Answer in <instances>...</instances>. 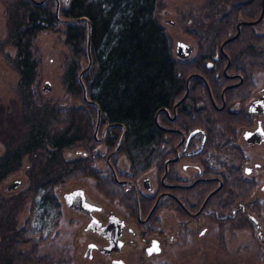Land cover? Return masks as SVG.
I'll return each mask as SVG.
<instances>
[{"label":"flooded vegetation","instance_id":"obj_1","mask_svg":"<svg viewBox=\"0 0 264 264\" xmlns=\"http://www.w3.org/2000/svg\"><path fill=\"white\" fill-rule=\"evenodd\" d=\"M3 1L10 0H0V45L8 34ZM168 1L165 23L185 33L174 51L179 41L193 46L180 58L190 66L187 127L165 128L170 150L146 169L122 149H96L95 177L70 191L83 189L97 209H70L65 189L59 193L61 220L65 211L74 227L73 257L84 264H264V0ZM10 56L0 51L16 72ZM168 117L175 124L177 110ZM25 183L21 177L9 190Z\"/></svg>","mask_w":264,"mask_h":264},{"label":"trees","instance_id":"obj_2","mask_svg":"<svg viewBox=\"0 0 264 264\" xmlns=\"http://www.w3.org/2000/svg\"><path fill=\"white\" fill-rule=\"evenodd\" d=\"M3 2L8 10V34L7 42L1 45L2 50L10 49V65L18 74L22 100L18 131L23 139L14 148L9 146L0 158V190L10 175L24 168L28 171L26 183L9 201H29L31 206L24 224L11 230L9 242L0 253V264H55L40 257L39 249L58 237L62 216L59 193L66 187L70 191L79 179L95 177L92 158L100 146L94 137L98 109L84 101L78 80L89 63L87 23H59L53 0L40 6L31 0ZM165 4V0H72L60 9L63 20L89 19L93 64L83 81L88 99L101 109L99 135L109 124H122L126 136L121 149L140 169L151 167L158 153L170 150L172 135L156 124L155 117L164 109L172 114L186 93L190 72L188 63L174 51L166 23L160 20L159 11ZM46 32H61L72 56L65 60L68 101H45L36 89L41 86L46 62L43 56L35 55L34 45ZM229 32L228 28L222 30V39ZM186 101L178 106L175 124L162 112L160 126L186 129ZM0 110L4 116L0 124L9 126V115L4 114L7 109L3 106ZM122 133L119 127L108 130L102 146L114 150ZM78 146L83 147L82 159L67 161L64 152ZM25 160L34 166L29 163L24 167ZM38 160L40 170L35 173ZM65 261L56 264H70V260Z\"/></svg>","mask_w":264,"mask_h":264},{"label":"rangeland","instance_id":"obj_3","mask_svg":"<svg viewBox=\"0 0 264 264\" xmlns=\"http://www.w3.org/2000/svg\"><path fill=\"white\" fill-rule=\"evenodd\" d=\"M3 5V4H2ZM0 5V21L3 20V11L4 5ZM170 5L169 1H166L165 8L159 11L160 20L162 22H166L165 19L168 16L165 15V11H171L170 8L167 6ZM200 11V9L198 10ZM197 11V12H198ZM200 15V14H199ZM59 18L61 15L59 13ZM200 20H198L199 22ZM61 23V22H59ZM197 23V22H196ZM1 24V23H0ZM63 24V23H62ZM167 25V24H166ZM172 36L173 42L176 44L178 40L185 39L183 35L185 33L179 29H173L168 26ZM170 27V28H169ZM63 35L61 32H54V33H44L38 37L34 45L35 55L39 57L40 55L44 57L46 62V67L43 69V79L41 80V86L39 91L43 92L41 97L46 101L51 100V103L54 102H64L68 101L67 96V89L64 84V75L66 71V57H72L69 48H67L63 41ZM7 41V37L5 38ZM56 43V44H55ZM57 46L58 56L57 60L49 62V53L53 50V46ZM175 46V45H174ZM2 45H0V51ZM8 49V48H7ZM81 73V72H80ZM79 73V74H80ZM0 108L5 107L7 111H5V115H9L10 118V125H1L0 124V158L4 155L8 147L14 148L18 143L21 142L23 139V134L19 133L18 126L21 123V115H22V100L20 97V91L15 92L13 91V86L15 84L18 85V74L17 72H13L11 70H7V64L5 61L0 58ZM50 81L52 84V91L51 92H44L43 87L45 86V82ZM78 107L82 105L78 104ZM11 115V116H10ZM4 117V116H3ZM2 117V112L0 110V119ZM9 120V119H8ZM3 126V127H2ZM102 136V133L100 134ZM98 134V138L100 139L101 136ZM103 149V146L100 145L98 150ZM83 147L78 146L73 149H69L64 152L63 156L67 161L74 160L79 158L80 153L83 151ZM45 154V153H44ZM43 159V157H42ZM40 160L36 161L37 168L35 173L40 170L39 165ZM33 164L32 161L25 160L24 167L26 165ZM31 166V168H33ZM24 169V168H23ZM21 170L20 172L13 173L10 175L1 185L0 190V218L2 219L1 229H0V253L4 250L5 246L9 242L11 237V230L14 227L21 226L27 220V213L29 212L31 203L27 202H15L9 201L10 197L14 196L16 193L11 192L9 187H11L17 180H20L21 177L26 179V174L28 171ZM26 175V176H25ZM68 187L65 188V190ZM17 193L21 192L20 189L16 191ZM70 192V191H69ZM66 192L64 191L63 194ZM8 204L10 206H8ZM18 207V208H16ZM64 218L60 222L59 236L58 238L54 239V241L50 242L49 244L41 247L39 249V256L49 259L50 263H57L58 260H70V264H84L79 259L74 258V249L72 245V230L74 227L69 223V219L67 217V213L64 211ZM2 230L4 233H2ZM65 261V262H66Z\"/></svg>","mask_w":264,"mask_h":264},{"label":"water","instance_id":"obj_4","mask_svg":"<svg viewBox=\"0 0 264 264\" xmlns=\"http://www.w3.org/2000/svg\"><path fill=\"white\" fill-rule=\"evenodd\" d=\"M36 6H40L43 5L44 3H46L49 0H31ZM56 4V9H55V14H56V19L58 22H61L63 24H72V23H76V22H85L87 23V29H88V44H87V53H88V60L89 63L87 65V67L79 74L78 80L80 82V85L82 86L83 89V97H84V101L89 104V105H93L98 109V120H97V124H96V129H95V133H94V137L96 139L97 142L102 143L105 139V135L107 133L108 130L119 127L123 129V133L120 137L119 143L117 145V148L114 151H120L122 144L124 142L125 136H126V129L122 124H109L107 125L103 131H102V136L99 139L98 133H99V129H100V123H101V109L99 107V105L95 102H92L88 99L87 96V88L85 86V83L83 81V76L85 75V73L87 71L90 70V68L92 67L93 64V59H92V54H91V40H92V27H91V23L89 21V19L87 17H81V18H76V19H67V20H63L59 18V13H60V9H61V5H64L65 7H68L71 3L72 0H53ZM239 35V33L234 36L232 39L227 40L222 47L227 44L228 42H230L231 40L237 38ZM193 52V46L191 44H188L184 41H179L176 45L175 48V53L176 55L181 58V59H186L188 58L191 53ZM188 81L187 80V87H188ZM43 90L46 92H51L52 91V84L50 81H46L45 82V86L43 87ZM188 95V88L186 91V94L184 95V97L177 102L174 107H173V111L176 112L177 107L183 103L185 101V99L187 98ZM165 112L167 114V116H170V112L167 109L161 110L156 114L155 117V122L156 124L164 131L169 132V129H165L164 127L160 126L159 123V115ZM64 200H65V204L70 208V209H77V207H80V209H82L85 212H89L91 213L92 210L97 209V206L89 203L87 201V196L85 194V191L83 189L81 190H74V191H70L64 194Z\"/></svg>","mask_w":264,"mask_h":264}]
</instances>
